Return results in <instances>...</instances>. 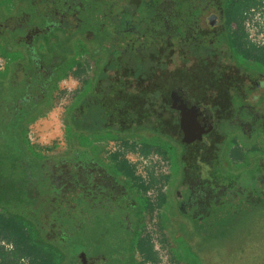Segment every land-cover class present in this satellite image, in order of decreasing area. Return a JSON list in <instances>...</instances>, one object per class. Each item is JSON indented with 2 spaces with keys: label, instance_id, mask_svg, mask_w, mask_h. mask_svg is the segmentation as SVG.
I'll return each mask as SVG.
<instances>
[{
  "label": "rangeland",
  "instance_id": "rangeland-1",
  "mask_svg": "<svg viewBox=\"0 0 264 264\" xmlns=\"http://www.w3.org/2000/svg\"><path fill=\"white\" fill-rule=\"evenodd\" d=\"M20 4L26 3L20 0H0L4 13L15 11L16 6ZM93 5L101 12L107 7H112L119 21H124L126 25L130 24L129 27H135L134 29L140 31L143 41L159 36L165 46L173 45L171 52L175 55L173 62L168 64L169 73L175 79L173 89L182 86L195 104H201L214 111L213 114L217 116L213 117L215 128L212 127L206 133L198 128L192 133L190 128L189 134L184 132L186 129L178 130L176 126H167L165 131L168 134L147 129L122 132L102 129L90 132L76 128L70 119L72 108L82 95L90 91L93 85L91 74L95 68L97 70L102 66L109 52L103 48L98 36L93 40L84 37L81 39L79 34L65 38L58 32L53 50L57 54L56 62L61 61L62 65L46 86L40 102L33 105L30 114L24 117L21 130L18 131L19 138L15 140L9 133L4 132V137L0 139V208L10 213L26 211L34 215L35 211L23 206L26 194L21 192L19 187L32 180L33 177L28 180L30 175L25 177L26 172L29 170L28 173L34 175L37 165L44 158L57 161L64 157L79 156L94 159L109 168L111 161L105 152L118 153L121 158L127 160V157L133 158L136 154L130 149L134 145L161 153L159 149L165 152L161 154L170 164L169 173L164 178L165 182L160 191V194L166 196L162 205L151 204L149 209H145L142 201V198L148 199L145 190L137 187V181L134 182L114 171L118 174L116 178L125 185L127 193L137 207L131 214L132 222H128L127 230L113 223L114 227H111V230L106 228L103 231L101 225L94 224L98 221V216L92 217L91 224L77 236L78 244L69 252L65 263L72 264L71 254L83 250L88 255L110 254L113 264H264V202L240 218L231 230L219 237H211L197 233L191 219L179 210L176 197L184 168L181 162L182 146L175 138L182 139L187 144L191 143L195 147L201 138L200 134L205 133V141H210L206 142L205 148L217 150L219 147V165L232 173H242L245 180L248 174L253 172L259 159L264 158V123L259 122L260 126L253 127L250 132L242 130V121L239 117L235 119L232 103L226 96V87L235 84L240 85L239 92L243 95L260 91L256 88L258 82L264 85V69L260 67V61L253 60V57L248 59L242 53L225 47L213 58H208L210 51L202 48H206L204 42L197 48L191 47L186 41L177 45L175 42L177 34L171 30L166 31L174 24L172 13L175 7L171 0H99L98 3L94 0ZM186 11L187 7H184L182 14ZM118 25L119 35L122 28L121 24ZM107 30L113 31L114 28L109 26ZM5 36L9 42L7 33ZM185 38L190 41L188 34ZM244 41L245 46L251 44L254 47L255 57L262 53L264 58V46L252 43L247 34ZM36 49L44 56L50 52L43 39L37 42ZM18 50L13 54L14 58L26 62L27 52L23 48ZM145 52L147 53L146 50ZM231 54L236 59H231ZM233 59L242 64L243 67L236 62L242 70L252 74L248 75L237 68ZM77 60L88 64L85 71H79L80 66L75 64ZM10 74L11 66L2 70L0 58V94L14 92L13 83L9 80ZM260 115L264 118V114ZM222 116H233L234 119L226 124L220 121ZM51 120L55 121L53 125L48 123ZM234 148L239 155L237 152L231 153ZM236 155L239 157L234 158ZM263 162L262 160L261 163ZM152 173L150 182L156 183L157 177ZM137 176L141 180L140 176ZM29 216L26 214L29 221L36 223ZM139 219L143 220V224L136 228ZM141 238L151 244L150 259L144 258L138 250L137 241ZM0 246L13 250L14 243L0 237ZM15 259L18 261L17 264H25L27 258L17 255Z\"/></svg>",
  "mask_w": 264,
  "mask_h": 264
},
{
  "label": "trees",
  "instance_id": "trees-1",
  "mask_svg": "<svg viewBox=\"0 0 264 264\" xmlns=\"http://www.w3.org/2000/svg\"><path fill=\"white\" fill-rule=\"evenodd\" d=\"M252 1L243 2L242 8L236 6L235 13L229 20V23L234 22L236 25L232 34L233 51L242 53L246 58L254 57V47L251 44L244 45L246 34L242 29V10L249 7ZM115 35L116 41L109 45L108 60L97 84H93L90 91L82 95L72 108L70 119L73 125L90 132L102 129L121 132L147 129L168 134L165 131L167 126L173 127L179 124L178 109L172 106L171 99L175 79L168 70V64L173 62L175 55L171 52L173 45L165 46L159 36L152 38L149 36L151 39L146 38L144 42L141 34L127 29ZM144 50L147 53H144ZM4 51L3 55L6 56L14 54L7 52L6 49ZM77 65L81 66V63L77 62ZM83 69L84 67L79 71ZM24 77L27 78L22 81L23 76L19 74L16 80L12 81L14 92L0 94V139L4 137V132L18 138L17 133L14 135L10 129L15 126L14 130H18V124L20 126L21 120L24 119L25 114L27 115V111L23 110L26 105L24 97L26 89L36 87L38 81L34 78L35 75ZM239 90L240 85L236 84L226 87V96L232 103L235 119L239 117L243 122L250 121L253 127L260 126L259 122L264 123V118L260 115V113L264 114V96L255 101L252 95L241 96ZM41 98L42 96L39 97ZM256 105L260 107L257 118L253 113ZM213 117H217L215 113ZM221 119L220 121L228 124L234 117L222 116ZM18 121L19 123L16 124L15 122ZM205 133L200 135L201 138L195 148L194 145H184V154L181 156L184 177L178 190V206L181 213L191 219L198 234L219 237L222 233L231 230L239 219L245 217L255 206L264 202V162L261 163L264 158L259 159L253 172L248 174L245 180L242 173H232L219 165V147L217 150L214 148L207 150L204 145L210 141H205ZM143 151L147 152L148 149L145 147ZM158 151L165 153L159 149ZM236 152V148L231 151L232 154ZM118 170L134 182L137 181L140 190H146L147 186L144 182H140L125 161L121 162ZM19 190L22 192L21 187ZM26 192L23 206L29 209L41 206L42 209H34L36 213L46 214V219L49 220L47 227L59 226L68 229L67 240L63 243L64 241H60L56 236L51 238L50 233L45 232L44 223L41 222L39 225L28 220L26 214L33 218L29 212L10 213L1 209L0 237L12 241L14 251L6 253L10 257L8 260L3 247L0 246V264H12L17 255L21 258H29L31 264H62L64 257L59 246L67 244L68 251L72 250L77 245V236L91 224L92 217L99 215L100 212L104 216L108 214L103 205L96 203L95 194L92 192H67L63 197L66 201L65 209L58 206V200L63 199L58 194L38 193L32 188ZM165 198V194H160L157 206H161ZM151 204L147 199L144 208L149 209ZM142 224L143 220L139 225ZM137 247L144 258L150 259L152 249L146 239H139Z\"/></svg>",
  "mask_w": 264,
  "mask_h": 264
},
{
  "label": "flooded vegetation",
  "instance_id": "flooded-vegetation-1",
  "mask_svg": "<svg viewBox=\"0 0 264 264\" xmlns=\"http://www.w3.org/2000/svg\"><path fill=\"white\" fill-rule=\"evenodd\" d=\"M20 1L25 2L26 4L16 6L15 11H11L12 9H10V13H4L0 6V39L5 40L6 33L9 38L8 43H5V41L2 40H0V43L12 53L23 48L28 55L26 62L18 60L17 58H13L14 60L11 62L8 58L5 57L4 59L2 57V70L11 66V74L9 76L11 82L16 80V77L19 74L23 76L22 81L27 78L24 76L35 75L34 78L39 82H37L36 86L38 89H36V87L26 89V96H24L26 98V105L23 110L27 111V114L31 111L33 105H35L34 102H40L41 99H39V97L43 96L46 86L55 76L58 68L62 65L61 61L56 62L55 56H57V54H55V51L53 50V45L56 43H54V41H57L58 32L63 34L65 38H68L73 34H79L81 39L84 37L87 40H93L98 36L101 45L103 48L107 49V52H109L110 49L109 45L116 41L115 33L118 34V27H120L118 24H121L122 29L120 30L127 29V31H135L140 34L138 29H134L135 27L131 28L129 27L130 24L127 23L126 25L124 21H119L118 15L114 12L112 7H107L104 12H101L99 8L93 5L94 0ZM245 1L246 0H171L172 5L175 7L172 13L174 24L173 27H169L166 31L171 30L172 33L177 34V41H175L177 45L180 42L186 41L190 43L191 47L197 48L200 43L204 42L206 48H202L208 52L210 51L208 53V58H213V56L217 55L223 47H225V49H234V46H232V34L235 29V23H229V20L235 13V7L240 6V8H242L243 2ZM98 2L99 0H97V3ZM184 7H187V11L185 14H182ZM164 20L167 21L166 18H164ZM109 26L113 27L114 30H107V27ZM160 34L163 36L162 33ZM186 34H188L190 41L186 40ZM41 39L44 40L48 49L50 48V52L47 56L40 55L36 49V44ZM81 41L82 40H80V42ZM108 54L102 66L97 68V70L95 68V71L92 73L93 75L91 74L94 85L97 84L102 69L108 60ZM262 55V53L258 54L256 57L254 55L252 59L258 62L260 61V67L264 69V66L262 65L264 62L261 61L263 60ZM232 58L234 57H232L231 54V59ZM234 59V64L237 62V64L242 66L239 61ZM237 64L235 66L242 70ZM242 71L247 72L245 70ZM247 73L248 75L252 74L249 71ZM34 84L35 83H33L32 86H34ZM25 88H27V85H25ZM25 88L22 87V89ZM256 88L260 89L258 93L253 92L252 94L244 95H252L255 98V101H258V99L264 96V85L258 82ZM246 93L248 92L246 91ZM240 95L243 96V94ZM259 108V105H256V108L253 109L256 118L259 117ZM177 115L179 123L176 126L177 129H186L184 132L187 133H190V128L192 133L197 131L196 127H193L191 123L185 121L184 117L181 115L180 109L177 110ZM15 123L18 124L19 121ZM182 124H184V126ZM213 125L215 126V123ZM12 128L13 129H10L12 130L11 132L14 135H16V133L18 135V130H14L16 127L12 126ZM252 128L253 125L250 121H242V130L250 132ZM13 138L17 140V137ZM175 140L182 146L181 156L184 154L183 151L185 144L193 146V144H187L182 139L178 140L175 138ZM28 171L26 172L25 177L27 178V176L30 175L28 180H31L32 177L33 178L31 181H28L21 186L23 192L32 188L38 193L50 195L58 194L60 198L65 197L66 193L69 191L76 193L92 192L95 194L96 203L100 206L103 205L106 209L105 212H108V214H106L107 216H104L101 212L99 215H95L98 216V221H95L94 224L101 225L103 231H105L106 228L111 230V227H114V225H112L113 223H117L119 226L127 230L128 222H132L133 218L131 217V214L135 212L137 207L134 201L131 200V196L127 193L125 185L122 182H119L116 178L118 174L99 164L94 159L71 156L70 158L64 157L55 161L49 158H44L37 165L34 175L28 173ZM183 177L184 170L182 172L181 182ZM176 197L179 202L178 191ZM48 198H50V196H48ZM142 201L145 206L147 204V198H142ZM58 203L59 208L65 209L66 201H64V198L59 199ZM30 205H32V203ZM37 208L42 209L41 206ZM1 209L2 208H0V211ZM37 214L39 215L37 218L33 217L34 220L36 219L35 221L37 224L40 225L41 222L44 223L45 232L47 234L50 233L49 236L51 238L56 236L60 241L62 240L64 241L63 243H65L69 230L64 229L63 227L60 228L59 226L47 227L49 220L46 219V214L42 212ZM107 221H109V223H107ZM139 224H141L140 219L136 223V228L141 226ZM108 225L110 226L108 227ZM130 228L132 229V227ZM83 232L84 230H82V233ZM134 233H136V229ZM78 241L79 240H77L76 244H78ZM73 249L70 252H72ZM71 255L72 264L114 263L112 262L110 254L107 255L101 253L88 255L82 250L74 254L72 253Z\"/></svg>",
  "mask_w": 264,
  "mask_h": 264
},
{
  "label": "built area",
  "instance_id": "built-area-1",
  "mask_svg": "<svg viewBox=\"0 0 264 264\" xmlns=\"http://www.w3.org/2000/svg\"><path fill=\"white\" fill-rule=\"evenodd\" d=\"M241 23L250 41L264 46V0H254L243 12ZM127 160L147 186L145 192L149 201L157 206V199L165 182L164 178L169 173V160L155 150H150L147 154L137 152L133 158L127 157ZM151 172L157 177L156 183L150 182Z\"/></svg>",
  "mask_w": 264,
  "mask_h": 264
},
{
  "label": "water",
  "instance_id": "water-1",
  "mask_svg": "<svg viewBox=\"0 0 264 264\" xmlns=\"http://www.w3.org/2000/svg\"><path fill=\"white\" fill-rule=\"evenodd\" d=\"M171 98L172 106L181 110V115L185 121L195 125L203 132L211 130L213 127V112L209 107L195 104L182 86H177L171 91Z\"/></svg>",
  "mask_w": 264,
  "mask_h": 264
},
{
  "label": "crops",
  "instance_id": "crops-1",
  "mask_svg": "<svg viewBox=\"0 0 264 264\" xmlns=\"http://www.w3.org/2000/svg\"><path fill=\"white\" fill-rule=\"evenodd\" d=\"M254 2V0L252 1V3ZM251 3V4H252ZM247 9V7L246 8H244L242 11L244 12V10H246ZM242 12V13H243ZM234 28H236V25L234 26ZM242 29H243V32H245V30H244V28H243V26H242ZM245 34H246V32H245ZM0 40H2V41H5V43H8V40L7 39H0ZM7 50V48L2 44V43H0V58H8L9 60H11V62L14 60L13 58H14V56H13V54L11 55V54H8L7 56L6 55H3V53L5 52L4 50ZM7 52H9V53H12V52H10V51H8L7 50ZM79 52H81V51H79ZM79 52H78V54H79ZM81 54V53H80ZM79 54V55H80ZM79 59V58H78ZM77 62H80V60H77ZM77 62H75V64H77ZM81 63V62H80ZM78 66H80V65H78ZM87 66H88V64L85 62L84 64L83 63H81V66H80V68H83L84 67V69H83V71H85L86 70V68H87ZM82 71V72H83ZM31 112V111H30ZM30 114V113H29ZM23 121V120H22ZM22 121H21V123H22ZM48 123H49V125L51 124V125H53V123H55V121L54 120H51V121H48ZM47 124V123H46ZM19 130H21V124H20V126L18 127V131ZM34 131V130H33ZM38 134V133H37ZM41 135L42 136H45L44 134H42L41 133ZM18 138H19V135H18ZM129 141H127V143H128ZM136 142V141H135ZM139 145H141V144H139ZM131 150H133L134 152H139V153H141V154H147L149 151H147V152H144L143 151V149L144 148H141L140 146L138 147V146H136V145H134V146H132L131 148H130ZM105 154H108L107 156H109L110 158V161H111V164H110V166H109V168L108 169H111L112 171H118V174L119 175H121V176H123V177H127V175L125 174V173H123V172H121V171H119L118 170V166L121 164V162L123 161H125L126 162V164H128L132 169H133V173H134V175L137 177V178H139L137 175H136V173H135V169H134V167L128 162V160H125L124 158H121L120 156V154H118V153H110V152H108V153H106L105 152ZM167 177V176H166ZM128 178V177H127ZM140 182H143V181H141L140 180ZM145 184V183H144ZM147 188V187H146ZM33 210L34 209H39V208H32ZM35 211V210H34ZM39 215L36 213V211H35V213H34V215H33V217L34 218H37ZM36 220V219H35ZM36 222V221H35ZM37 223V222H36ZM36 223H34V224H36ZM3 247V246H2ZM59 249H60V251H61V254L63 255V262H62V264H66L65 263V261H66V258H67V255H69V252L71 251V249H70V251H68V247H67V244H65L64 246H59ZM14 250H7L6 248H3V252L5 253V256H6V258L8 257L7 255H6V253H10V252H13ZM9 255V254H8ZM4 258V257H3ZM23 258V257H22ZM27 258V257H26ZM7 260V259H6ZM24 260V259H23ZM0 261H1V259H0ZM17 262L18 261H16V259H15V261L13 260V263L12 264H17ZM7 264H9V263H7ZM25 264H31L30 263V260H29V258H27V259H25Z\"/></svg>",
  "mask_w": 264,
  "mask_h": 264
}]
</instances>
